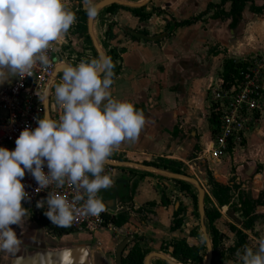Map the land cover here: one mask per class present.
Segmentation results:
<instances>
[{"label": "crops", "instance_id": "obj_1", "mask_svg": "<svg viewBox=\"0 0 264 264\" xmlns=\"http://www.w3.org/2000/svg\"><path fill=\"white\" fill-rule=\"evenodd\" d=\"M123 1L142 3L145 0ZM72 3L79 4L82 0H68V5ZM118 6L99 11L93 23V33L95 35L96 32L95 38H98L100 47L114 65L113 96L133 103L142 111L145 125L135 141L122 143L109 158L116 163L126 164L113 166L115 171L111 175L117 181L116 186L98 195L114 212V217L122 214L128 217V221L121 228L114 225L95 233L69 232L60 236L49 232L29 212L23 225H12L22 245L40 248L46 245L86 244L94 251V264H117L119 238L141 233L142 237L131 243L124 255L137 243L148 251L147 254L161 252L175 260L171 256L173 246L169 243L187 236L186 223L180 229L172 230L173 215L179 207L183 209L181 216L184 218L186 213L189 215L194 211L198 189L190 183L187 188L178 180L152 169L156 168L177 170L192 176L204 189V183L211 186V180L229 186L231 198L223 205H219L213 189L212 193L208 191L211 206L221 214L215 222L216 227L226 235L224 244L227 251L237 243V234L232 226L247 235L245 246L255 248L256 241L264 237V217L259 218L252 229L244 228L242 223L245 216L240 200L241 197L253 196L257 190L264 193V165L260 172L261 161L256 155L252 156L251 149L245 145L231 148L220 160L210 153L214 133L207 94L209 87L223 74L226 60H240L264 53V11H258L257 6L252 7L248 3L242 11L241 21L231 27L232 17L222 13V0H149L143 5V11L152 14L145 20H141L133 11L139 7ZM229 6H225L227 11ZM70 9L75 10L74 7ZM81 9L84 10L83 5L78 11ZM171 17L175 22L192 17L197 20L192 25L176 24L169 36L157 42L134 37L124 30V27H128L148 35H157L170 28L168 19ZM78 22L77 19L72 25L73 33H68L69 30L66 33V62L73 66L78 64L76 58L83 60L89 56L90 60L99 57L96 49L87 44L92 41L88 19L85 23L87 31L82 34L77 32ZM61 77L62 73L55 77L57 83ZM16 79L17 76H10L0 87L11 85ZM54 101L55 95L50 97L52 112L57 108ZM259 123L255 126L257 130L248 132L247 142L259 130ZM0 147L8 148L6 145ZM163 199L169 203L164 205ZM152 202L156 206L148 205ZM234 204L237 210L231 209ZM253 213L264 214V205H257ZM206 227L209 231L207 223ZM197 231L203 233V229ZM74 233H81L78 235L88 239L84 242L64 241L66 236H73ZM198 238L200 235L189 236L187 241L190 245L202 246L198 245ZM234 255L231 254V258L221 256L220 261H212V264H241L239 259H232ZM205 259L204 256L201 264L206 262ZM164 262L158 257L150 260V264Z\"/></svg>", "mask_w": 264, "mask_h": 264}, {"label": "clouds", "instance_id": "obj_2", "mask_svg": "<svg viewBox=\"0 0 264 264\" xmlns=\"http://www.w3.org/2000/svg\"><path fill=\"white\" fill-rule=\"evenodd\" d=\"M82 3L88 17L98 16V0ZM76 20L68 0H0V84L10 76L31 75L37 65L48 66V51ZM113 68L107 56L63 65L54 89L62 110L58 118L45 111L34 129L21 131L13 150L0 147V264L21 251L23 242L12 225H23L29 215L22 206L28 198L22 182L26 172L37 182V192L51 187L36 206L57 226L68 227L78 216L105 211L98 194L114 183L105 166L145 125L142 111L113 96ZM37 95L47 109L49 89ZM66 185L73 190L71 200L53 190ZM237 255L241 264H264V237L255 248L245 246ZM58 264H75L70 249L60 251Z\"/></svg>", "mask_w": 264, "mask_h": 264}, {"label": "built area", "instance_id": "obj_3", "mask_svg": "<svg viewBox=\"0 0 264 264\" xmlns=\"http://www.w3.org/2000/svg\"><path fill=\"white\" fill-rule=\"evenodd\" d=\"M103 0H98V2ZM68 35L64 34L61 42L54 50L48 51L51 63L46 66L37 65L31 75L17 76L14 83L0 87V146L6 145L9 150L15 148V141L26 127L34 129L36 118L42 117L45 107L41 104L37 92L43 93L49 89V97L54 95L56 68L67 64L65 46ZM56 102V101H54ZM207 102L211 114L218 118V124L213 136L210 153L216 159H222L231 148L243 144L248 132L264 117V53L255 54L243 59L233 60V68L209 87ZM62 110L57 105L56 111H51L55 119ZM47 172V167L44 169ZM105 171L113 174L115 168L105 166ZM28 198L22 205L33 217L44 213V208H38L37 202L46 199L51 187L36 191L38 185L30 173L25 174L22 181ZM65 195L69 200L73 190L69 186L53 189ZM115 214L105 204V211L97 216H78L70 226L65 227L70 232H88L113 227Z\"/></svg>", "mask_w": 264, "mask_h": 264}, {"label": "trees", "instance_id": "obj_4", "mask_svg": "<svg viewBox=\"0 0 264 264\" xmlns=\"http://www.w3.org/2000/svg\"><path fill=\"white\" fill-rule=\"evenodd\" d=\"M260 2V3H258ZM251 3L252 7L257 6L258 11H264V0H222V13L228 14V16L232 17V22L230 24L231 27H235L242 18V11L244 7ZM230 5L229 11L226 10L225 6ZM119 7L118 5H111L107 7V9H115ZM144 7L134 8V13L140 17L141 20L149 19L151 17L152 13H145L143 11ZM78 25H77V32L82 34L87 31V26L85 23L87 22L88 16L85 12V10L81 9L78 11ZM221 18V17H219ZM169 20V27L171 22H175V19L172 17L168 19ZM197 18L192 17L190 19L181 21V22H175L177 26L180 25H192L196 23ZM224 74L227 75L228 72H230L233 68V61L232 60H226L224 63ZM210 122L212 125V131L215 133L216 126L218 124V118L215 114L210 115ZM174 172H179L177 170H174ZM209 176L212 178L211 171L208 170ZM185 187H190V184L184 181H178ZM210 185L212 186L213 193L215 198L217 199L219 205H223L229 202L231 195H230V187L217 183L213 180L210 181ZM255 194V192H254ZM254 194H252L246 198L243 199L241 197V204L243 205V216H245V220L243 221V227L246 229H252L254 226V223L261 217H264V214H255L253 213L255 211V208L257 205H264V193L258 192V196L254 197ZM195 201L197 202V197H195ZM169 201L167 199H163V204L167 205ZM150 206H156V203H148ZM143 211V208L140 209ZM152 213H156L154 211H150ZM183 213V209L179 207L177 211H175L173 215V224H172V230L180 229L185 223H187V219L181 216ZM221 216L219 210L214 208H206V216L205 220L209 229V232L211 234V241L213 244V253L214 256H219L220 253H218L219 247L221 246V243L226 239V235L221 233L218 228L216 227V220ZM41 225H43L49 232L57 234V235H64L66 233H69L70 231L66 229L65 227L57 226L44 215V213H40V216L35 217ZM128 221V217L125 215H117L113 218L114 224L121 228L126 222ZM233 231L237 234V243L235 246L229 248V252L231 254H236L238 252H241L244 246L246 245V238L247 235L239 228L232 226ZM191 236H198L199 233L197 229H192L190 231ZM170 246H173V251L171 253L172 258L177 260L179 263L182 264H201L204 260V256L201 253V250L205 247L196 246V245H190L187 241V237H184L179 240H174L169 243ZM147 250L142 248L137 243L134 244L126 255L123 258V264H144V259L147 254ZM222 256V255H220ZM164 264H168L167 262H164Z\"/></svg>", "mask_w": 264, "mask_h": 264}, {"label": "water", "instance_id": "obj_5", "mask_svg": "<svg viewBox=\"0 0 264 264\" xmlns=\"http://www.w3.org/2000/svg\"><path fill=\"white\" fill-rule=\"evenodd\" d=\"M148 1L149 0H145L142 3H130V2L123 1V0H103V1H100L99 3L101 4L100 10H102L108 6L115 5V4L121 5V6L141 7ZM95 18L88 17L89 37L91 38L93 42V47L96 49L99 57H104V56H107V54L100 47L93 33V23H94ZM175 28H176V24L173 23L168 30L164 31L163 33L157 34V35H148L143 32L129 29L128 27H124V30L130 33L134 37L145 39V40L152 41V42H157L169 36L174 31ZM62 72H63V65L58 66L56 68L54 77H57ZM45 111H48L49 115H51L50 97H49L48 108L47 109L45 108ZM107 164L110 166H119L120 164H126V163H116L115 161L109 160ZM152 169L154 171H158L161 175L171 178L173 180L184 181V182L193 184L198 189V210H199L201 224L204 228L203 230L205 233L206 246H207V259H206V262H204L203 264H212L214 253H213V244H212L211 239L208 236L207 227L205 223L206 192H205L204 187L201 186V184L196 178L189 176L185 173L173 172V171L156 169V168H152ZM116 184H117V181H114V183L112 184L110 188H114ZM105 190H102L100 193H102ZM140 234L133 233L132 235H129L127 237L122 236L121 238H119L120 242L116 246V263L117 264H123V258L125 256L124 255L125 251L127 250V248L129 247L131 243H133L134 241L142 237ZM64 249L71 250V253L75 259V264H94V253H93L94 251L92 250L90 245H86V244H68V245H58V246L46 245L45 247H40V248H33L31 246L22 245L21 251L16 253L15 256L11 257L9 261L5 262V264H58L59 253L61 250H64ZM152 257H158L166 261L169 264H179L175 260L169 258L164 253L156 252V251L148 253L145 256L144 264H150V260Z\"/></svg>", "mask_w": 264, "mask_h": 264}, {"label": "rangeland", "instance_id": "obj_6", "mask_svg": "<svg viewBox=\"0 0 264 264\" xmlns=\"http://www.w3.org/2000/svg\"><path fill=\"white\" fill-rule=\"evenodd\" d=\"M69 5H71L69 7H74L75 8V10L73 9L72 11L76 14V17L78 19V9L81 8V6L83 5V3H79V4L78 3H72V4H69ZM77 7H79V8L76 9ZM76 22H77V20H76ZM73 31L74 30H73V28L71 26V28L69 29V32L68 33H73ZM87 44L88 45L90 44L93 47L92 41H90ZM88 59H89V56L88 57H85V59H83V60H88ZM75 61H78V63H79L81 60H78L76 58ZM259 122H260L259 125H258L259 130L256 133H254L252 135V137L249 138V142H247V140L245 139L244 144H241V145H245V147L246 146H249V149H251V152H250L251 155L252 156L256 155V157L261 161V166H260V169H259V171L261 172L263 170L262 165H264V117ZM255 130H257V129H255V127H254L253 128V131H255ZM254 152H255V154H254ZM200 178H201V180H203L201 176H200ZM204 184H205V187H206V189H205V191H206L205 204H206L207 208H214V207L211 206V203L212 202H211V199L209 198V192L212 193V191H211L212 187L211 186H207L206 183H204ZM258 192H259L258 190L255 191L254 197H257L258 196ZM241 196H242V194H241ZM197 204H198V199H197ZM235 207L236 206L234 204L231 209L232 210L233 209L234 210H237V208H235ZM185 215H186L185 219H187V223L185 224V226H186V230H185L186 232H185V234H186L187 238L189 236H191L190 235V231L192 229H195L196 228V229H198L200 231H202V229H204L203 226H202V224H201L198 206H196V208L194 209V211L192 213H190L189 215L186 213ZM238 215H239V217H242L240 214H238ZM234 217H235L236 220L238 219L237 216H234ZM235 219L233 221L234 223H236ZM205 222H206V220H205ZM207 232H208L209 238L211 239L210 232L209 231H207ZM78 234H81V233H74L73 236H66L64 238V241H77V242H82L83 241L84 242V240L88 239V238H83L82 236H79ZM199 235H200V238H198L199 241L197 243H198V245H202L201 247H205V248H203L202 253L204 254L205 258H207V253H206L207 252V249H206V237H205L204 230H203V233H200ZM193 241L194 240H191V242H193ZM224 243H225L224 241L221 243V246L219 247V250H218V253H220V254H219V256H217V258L216 257L213 258V261H220V258H219V257H221L220 255H222V257L231 258L230 257L231 254L225 248L226 246H225ZM242 252H243V250L240 253H242ZM234 256L235 257H232V259H239V257H238L237 254H235ZM214 264H216V263L214 262Z\"/></svg>", "mask_w": 264, "mask_h": 264}, {"label": "bare ground", "instance_id": "obj_7", "mask_svg": "<svg viewBox=\"0 0 264 264\" xmlns=\"http://www.w3.org/2000/svg\"><path fill=\"white\" fill-rule=\"evenodd\" d=\"M95 30V29H94ZM96 31V30H95ZM95 35H96V32H95ZM98 39V38H97Z\"/></svg>", "mask_w": 264, "mask_h": 264}, {"label": "flooded vegetation", "instance_id": "obj_8", "mask_svg": "<svg viewBox=\"0 0 264 264\" xmlns=\"http://www.w3.org/2000/svg\"><path fill=\"white\" fill-rule=\"evenodd\" d=\"M197 206H198V204H197Z\"/></svg>", "mask_w": 264, "mask_h": 264}]
</instances>
